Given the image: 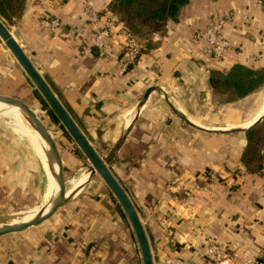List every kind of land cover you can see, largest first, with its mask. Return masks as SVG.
<instances>
[{
  "label": "crops",
  "instance_id": "crops-1",
  "mask_svg": "<svg viewBox=\"0 0 264 264\" xmlns=\"http://www.w3.org/2000/svg\"><path fill=\"white\" fill-rule=\"evenodd\" d=\"M111 1L26 0L21 17L8 27L18 32L17 44L101 159L124 136L107 169L140 220L152 264H211L203 249L205 236L242 258L264 262V179L245 172L241 164L245 135L200 132L181 121L156 91L138 113L145 92L152 87L162 90L181 114L198 124L213 112L212 100L218 93L232 97L231 102L259 94L260 85L239 97L223 86L214 89L210 80L236 66L253 72L264 68L260 2L190 0L177 20L167 22L163 35L152 37L138 62L124 68L118 61L120 43L113 46L111 58L100 59L92 50L81 53L76 40L79 34L92 35L105 19L115 18L107 11ZM86 7L95 12V19L84 14ZM49 17L60 21L58 29L52 30L43 21ZM218 18L227 20L224 36L230 50L220 67L207 68L203 45L192 43L191 37ZM0 95L17 98L36 112L42 106L29 78L1 40ZM48 116L66 187L69 179L74 180L73 191L88 177L91 164L61 122ZM38 155L44 167L40 151ZM22 156L0 141V216L33 210L32 184L25 186L20 181ZM50 194L49 177L44 201ZM0 264L143 261L129 219L95 173L51 219L28 231L0 237Z\"/></svg>",
  "mask_w": 264,
  "mask_h": 264
},
{
  "label": "water",
  "instance_id": "water-1",
  "mask_svg": "<svg viewBox=\"0 0 264 264\" xmlns=\"http://www.w3.org/2000/svg\"><path fill=\"white\" fill-rule=\"evenodd\" d=\"M18 35L17 31L10 32L3 22L0 20V39L3 41L8 50L12 53V55L17 60L18 64L21 66L29 80L34 84L35 88L39 91L40 95L43 97L47 105L51 108L55 116L61 122L62 126L71 136V138L75 141L79 149L86 156L91 166L88 169V177L87 180L78 188H76L69 195H66V180L64 176V166L62 157L60 154V150L56 144L55 139L53 138L51 131L45 125V123L40 119V117L34 113V111L23 101L6 95H0V104L5 105L6 107H15L20 110V112L24 115L25 119L29 122L30 126L39 136L40 140L45 143V154L48 160L50 172L54 176V180L57 185V191L54 193L52 198L48 203L43 205L38 212L32 214L29 217H6L0 218V237L9 235V234H19L25 231H28L31 228L38 227L42 225L44 222L51 219L56 212L64 207L66 204L72 201L73 198L77 196V194L86 186V184L91 180L95 173H98L101 178L104 180L106 185L110 188L122 209L124 210L127 218L129 219L134 233L136 235L141 254L143 264H152V257L150 253V248L148 245V241L143 230V227L140 223V220L124 191L118 185L116 180L110 174L107 169V165L110 164L115 152L118 150L121 142L124 139V136L120 139V141L114 146L109 154L101 159L96 152L93 150L89 142L85 139L83 134L74 124V122L70 119L68 114L65 112L59 101L56 99L54 94L47 87L43 79L36 72L22 49L17 44L15 37ZM153 91L159 92L168 106L171 108L172 112L185 124L188 126L199 130L201 132H206L210 134H234V133H246L248 130H251L259 125L264 119L263 116L255 122L249 128H235L231 130H213L204 127L197 126L193 124L186 116L181 114L168 100L165 93L157 87L149 88L140 104L139 110L145 104L149 94ZM128 132V130H127ZM126 132V133H127ZM125 133V134H126ZM124 134V135H125ZM30 215V214H29Z\"/></svg>",
  "mask_w": 264,
  "mask_h": 264
},
{
  "label": "trees",
  "instance_id": "trees-1",
  "mask_svg": "<svg viewBox=\"0 0 264 264\" xmlns=\"http://www.w3.org/2000/svg\"><path fill=\"white\" fill-rule=\"evenodd\" d=\"M190 0H112L107 11L123 26L131 29L148 46L152 37L163 35L169 20H177L179 12ZM264 12V0H258ZM26 0H0V19L9 26L21 17ZM210 83L214 89L223 86L232 89L239 97L246 95L258 85L264 83L261 72H253L240 66L232 68L226 74L212 77ZM41 104L47 105L40 96ZM48 107V106H46ZM52 119L58 118L49 109ZM246 145L241 155V164L245 172L256 174L264 179V121L261 125L245 133Z\"/></svg>",
  "mask_w": 264,
  "mask_h": 264
},
{
  "label": "built area",
  "instance_id": "built-area-1",
  "mask_svg": "<svg viewBox=\"0 0 264 264\" xmlns=\"http://www.w3.org/2000/svg\"><path fill=\"white\" fill-rule=\"evenodd\" d=\"M84 14L89 18H94L96 15L90 7L85 8ZM43 21L48 22L52 30L60 27V21L57 18L49 17ZM226 22L225 18H218L192 34L191 42L203 45L201 53L206 59L207 68L220 67L227 58L230 43L224 36ZM76 40L81 53L85 50H92L100 59L111 58L113 46L120 43L122 56L118 61L124 68L134 66L144 50V43L138 39L135 33L113 17L105 19L104 25L96 29L92 35L79 34ZM203 249L211 264H264L257 260L242 258L237 252L209 236L204 237Z\"/></svg>",
  "mask_w": 264,
  "mask_h": 264
},
{
  "label": "rangeland",
  "instance_id": "rangeland-1",
  "mask_svg": "<svg viewBox=\"0 0 264 264\" xmlns=\"http://www.w3.org/2000/svg\"><path fill=\"white\" fill-rule=\"evenodd\" d=\"M4 25L10 32L12 31L11 28H9L6 23ZM258 72L259 73L261 72L262 77L264 78V68ZM260 87H261V92L259 94H256L248 98L247 100H242V101L231 102L233 100L232 97L225 96L224 94H221V93L214 95L213 100H212L213 112L209 114L208 116H203V118H201V125L210 127L213 129H225V128H231V127H241V126L246 125L247 123H249V119L251 115L253 116L257 111H259L260 108L262 107V104L264 103V100L262 102V96L264 95V83L261 84ZM30 88L33 89L34 95L37 98H40L41 95L39 91L35 88L34 84L31 81H30ZM259 104L261 107L258 106ZM46 106L48 105L42 104L41 107L37 106L38 112H36L32 108L31 109L40 117V119L45 123L48 129L52 131L51 130L52 121H50L49 116H48L49 109L51 110V108L49 106L48 107ZM45 110H48V112H46ZM6 117H7L6 115L0 114V141L3 144H6V146H10L11 150L15 154L23 155L21 159V163H19V166H20L19 170L23 173V178L20 181L22 184L24 185L26 184L27 186H28V183L32 184L29 186V190L31 189L33 190V192L35 193L33 194L34 195L33 198L36 200L33 202V204H31L32 208L30 209H33V210L28 211V212H23L18 215L0 216V218L16 217V216L22 217V216H27L29 214L30 215L34 214L42 207V204L46 197L45 194H46L47 187H48L49 174H48V170L46 167V163L43 160V157L41 158L43 160L42 162L44 164V167L40 166L35 156L37 155L38 157H40L38 155L39 151L37 152V149L33 141L28 137L25 130L16 123L8 122ZM263 121L259 123V125H261ZM203 133H206V132H203ZM206 134H210V133H206ZM234 134H237V135L244 134L245 135V133H234ZM211 135H220V134H211ZM225 135H228V134H225ZM25 138L29 139L30 143L32 144L31 147ZM32 150H35L36 153H33ZM43 172L45 173V180H44ZM43 181L45 182L43 183ZM43 184L45 186V192L44 191L42 192ZM74 184H75L74 180L72 179L68 180L67 182V187L69 191V192L67 191L68 194L72 192V189H73L72 187L74 186ZM41 195H42V198H41ZM41 199L43 201H41Z\"/></svg>",
  "mask_w": 264,
  "mask_h": 264
},
{
  "label": "bare ground",
  "instance_id": "bare-ground-1",
  "mask_svg": "<svg viewBox=\"0 0 264 264\" xmlns=\"http://www.w3.org/2000/svg\"><path fill=\"white\" fill-rule=\"evenodd\" d=\"M0 114L6 115L7 116L6 118H7V121L8 122L16 123V124L20 125L25 130V132L28 135V137L33 142H35V144L37 145V147H38V149H39V151H40V153H41V155L43 157V160L46 163V167H47L48 174H49L50 181H51V194L49 195L48 199L46 201H44V203L42 204V206H43V205H45L46 203H48L50 201V199L52 198V196L54 195V193L57 191V185H56V182L54 180V176L50 172L48 160L46 158L45 147H44L45 146V143L42 140H40L39 136L36 134V132L33 130V128L30 126L29 122L25 119L24 115L20 112V110L18 108H15V107H6L5 105L0 104ZM263 114H264V106L256 113V115L249 121V123L246 124V126L233 127V128H225V129H213V128L206 127V126H203L201 124H198V123L190 120L189 118H188V120H190L193 124H195L197 126L204 127V128H208V129H213V130H231V129H235V128H243V129H245V128H249L255 122H257L263 116ZM86 178L87 177H85L82 180V182L80 184H78L74 188V190L76 188L80 187L87 180ZM68 192H67V187H66V195H69ZM31 215L22 216V217H24V218L26 217L27 218V217H29Z\"/></svg>",
  "mask_w": 264,
  "mask_h": 264
}]
</instances>
